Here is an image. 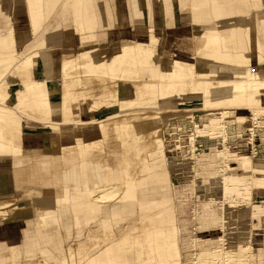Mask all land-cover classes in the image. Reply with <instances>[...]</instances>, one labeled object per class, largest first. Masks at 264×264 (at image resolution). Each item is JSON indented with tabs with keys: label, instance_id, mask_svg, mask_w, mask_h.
<instances>
[{
	"label": "bare ground",
	"instance_id": "6f19581e",
	"mask_svg": "<svg viewBox=\"0 0 264 264\" xmlns=\"http://www.w3.org/2000/svg\"><path fill=\"white\" fill-rule=\"evenodd\" d=\"M54 1L0 0V49H10L0 54V175L14 171L23 188L19 193L36 211L33 219L25 218L22 258L32 264H43L38 256L48 264H76L89 253L91 240L98 252L87 255L85 264H264L263 232L249 253L247 247L223 250L216 237L204 233L190 237L179 225L183 205L174 206L169 190L153 188L171 178L178 203L187 202L181 200L187 198L183 192L193 188L182 185L188 176L184 169H195L192 161L201 158L209 167L214 149L225 157L229 138L264 129V59L255 52L258 44L250 28L242 31L247 23L264 32V0L254 8L249 0H126V16L116 0H92L91 27L97 33L82 40L124 37L161 49L108 43L84 46L69 57L56 45L61 39L57 17L54 26L44 28L46 34L30 42L23 58H13L11 51L18 52L31 26L49 19ZM21 13L25 24L16 18ZM128 21L137 30L125 28ZM182 22L188 28L193 24L190 54L167 45L169 34L182 31ZM62 24L75 41L84 30L69 16ZM115 25L124 29L106 38ZM34 45L44 48L29 52ZM204 94L206 100L200 98ZM174 95L195 99L196 109L178 111V103L170 101ZM219 95L222 99L215 98ZM220 100L237 106L236 118L214 112ZM243 113L251 114V124L240 120ZM84 196L91 207L85 214L98 220L95 229L73 208ZM23 205L13 197L0 198V221ZM197 212L194 221L221 228L216 211ZM136 219L138 225L124 231L123 223ZM244 238L234 236L239 243ZM9 261L11 248L0 243V264Z\"/></svg>",
	"mask_w": 264,
	"mask_h": 264
},
{
	"label": "rangeland",
	"instance_id": "374dc122",
	"mask_svg": "<svg viewBox=\"0 0 264 264\" xmlns=\"http://www.w3.org/2000/svg\"><path fill=\"white\" fill-rule=\"evenodd\" d=\"M116 4L120 11H123V14L127 15V7H126V0H116ZM257 2V1H256ZM18 20L21 23L25 24V16L23 13L17 15ZM55 22H50V18L48 20H41L38 26H31L30 34L26 35V37L18 44L20 48H18V52H13L10 55L13 58L21 59L25 56L24 51L30 45V42L33 41L36 36L43 33L44 28L54 26ZM216 24V23H215ZM132 25V24H131ZM24 26V25H22ZM181 26L182 31L176 34L174 33L168 35V43L167 45L171 46L169 49L176 53H185L190 54L192 50L193 41L195 40V36L192 33L193 24L190 23V27H187V24L182 22ZM248 29L255 38V42L258 44L255 48V52H258L260 57L264 59V50H262V43L264 42V38L262 36L263 31H257L254 29L253 26L244 24L242 31L246 33ZM113 28H121L120 26L115 25ZM112 28V29H113ZM136 25H132L130 30H137ZM173 27H171L172 29ZM191 29V31H190ZM198 30L200 33L204 35H208L204 27L199 26ZM172 31V30H171ZM190 32V33H189ZM66 33L68 37H72L70 34L71 31L62 32ZM109 33V32H108ZM178 34V35H177ZM188 34V35H187ZM191 34V35H190ZM85 36H89V33ZM84 36L79 37L76 39L77 48L74 50L70 49H62L61 51L67 52L69 57H73L70 52H77L81 50V48H92L97 47L99 45H104L111 43L112 45L126 43L127 45H135L136 47L146 48L151 51H156L161 49L157 44L149 42L146 43L144 46L140 45L137 41H128L124 37H114L109 40H98V41H88L82 40ZM109 37L107 34L106 38ZM189 40V41H188ZM75 41V40H74ZM87 41V42H84ZM171 44V45H170ZM260 45V46H259ZM83 46V47H82ZM33 48V49H32ZM29 47V52L31 51H39L42 50L43 46H36ZM20 51V52H19ZM60 51V52H61ZM161 51V50H160ZM10 49H0V54H9ZM166 54H169L166 52ZM11 56V57H12ZM9 57V58H11ZM183 59L187 60L188 65L193 63L187 57L181 56ZM0 58H3V55H0ZM166 60V56L164 57ZM199 66H202V63H197ZM148 66L155 68L154 63L150 61ZM126 70V69H125ZM187 74V73H185ZM208 95L204 94L201 95L200 98L206 100ZM216 99H222V97L216 96ZM150 101L157 102L155 97H150ZM173 102H177L176 105L179 109L178 111H194L196 108L194 107L195 99L189 98L186 99L184 97H177L174 95L171 97ZM186 106V107H184ZM236 108L237 106H231L227 104L225 101L220 100L217 103V107L215 108L217 113H227L231 118H236ZM240 120L245 121L247 124L252 123L251 114L243 113L240 116ZM133 135H140L139 133H134ZM145 136H143L144 138ZM264 129H256L253 134L250 132L246 135H242L238 138H229L226 146H225V157H222L217 149H214V163L209 167H203V164L206 160L198 158L192 163L195 164V169L192 168H185L186 171V182L185 185H182L184 189H187L186 186L190 187L193 191H186L183 192L187 197L185 199L187 202L178 203L180 199L174 196L173 186H172V179L166 178L165 182L158 185L157 188L161 190H169L173 194V203L176 207L177 204L183 205L184 213L180 215V221H183V224L179 222L180 228L182 233L187 234L190 237H197L199 233H203V237L205 238H217L220 243V247L223 250L235 249L239 252L243 250L242 248L247 247L245 249V253H249L251 249L255 248L258 242L261 241L262 232L264 234ZM223 148H220L221 150ZM147 160V159H146ZM143 159V173L141 178H145L148 175L146 174V170H144V162L146 161ZM152 163V162H151ZM204 169V174H206V180L203 181L202 176ZM162 172V169L158 170ZM166 171V170H165ZM8 178V177H7ZM140 178V179H141ZM211 178H213V185L211 182ZM214 187V188H213ZM200 190H199V189ZM179 189V188H177ZM199 190V191H197ZM182 190H180L181 192ZM18 190H11V187L5 185V193L0 196V198H15L17 202L20 204H24L21 210L18 211L13 215V213L5 220L0 221V223L7 222L13 219H33L36 211L31 203V200L28 197H23L22 193H19ZM201 192H204L201 194ZM21 195V196H20ZM45 205L50 206V203L46 202ZM201 209H211L212 211H216L218 214L221 215V228L217 226L212 227L211 224L208 222L202 221H194V215H200L197 210ZM241 209H246V212L242 216L236 215L238 211ZM15 212V211H14ZM235 213V215H234ZM144 217H148L146 213H143ZM84 219V217H81ZM176 220L178 217L176 216ZM138 225V220H133L131 222H124L123 227L125 228L124 231H131ZM209 227H208V226ZM87 226V225H86ZM72 229L75 230V227L72 226ZM209 230H215L214 233L206 234L205 232ZM236 234H243L245 236V240L243 243H239L237 239H234ZM143 236V234L141 235ZM215 238V239H216ZM221 241L224 245L222 247ZM88 252L84 253L80 259H76V264H85V259L87 255L91 254L92 251L98 252V245L93 246L90 245L91 241L88 240ZM8 248L15 247L14 245H7ZM37 261L42 262L43 264H48L44 262L41 256L36 257ZM8 264H13V261H9ZM34 264V263H33ZM52 264V263H51ZM68 264H71V261L68 260Z\"/></svg>",
	"mask_w": 264,
	"mask_h": 264
},
{
	"label": "crops",
	"instance_id": "0c3cea01",
	"mask_svg": "<svg viewBox=\"0 0 264 264\" xmlns=\"http://www.w3.org/2000/svg\"><path fill=\"white\" fill-rule=\"evenodd\" d=\"M257 0H249V4L252 8H254L257 5ZM92 0H73L71 3L69 0H55L54 3L50 6V11L47 15V17L50 18V22H55L57 17H60V25H61V39L60 42L56 45H61L62 49H70L74 50L77 48V42L74 41V39L68 37L66 33L67 32L64 29V25L62 24L63 18H67L68 16L75 22L76 25L84 26V30L80 31L78 38L85 36L89 33V35H93L97 33L96 29H94L92 26L93 21V11L91 6ZM70 4V5H69ZM128 13V10L126 11ZM132 25L127 23L125 28H131ZM124 29L121 28H113L107 30L108 32L117 31ZM8 177V178H7ZM8 185L11 187V190L15 189L18 191H22L23 188H21L15 180L14 171L9 174H5L3 171L0 175V196L5 193V185ZM84 190H80L81 195L83 194ZM85 198L79 201L74 202L73 208L76 209V212L78 210H81L82 212L79 214V216L84 217L88 222V228L89 229H95L99 226L98 220L94 215L85 214L88 213L87 209L91 208L89 205V199L84 196ZM78 215V214H77ZM181 224H183V221H179ZM25 220L23 219H13L7 222L0 223V243H4L6 245H14L15 247L11 248V254L13 256V264H32L30 261L25 260L22 258V248L20 244L22 243L23 238V232L22 229L25 228ZM180 224V223H179ZM110 224H108V227ZM211 231V230H209ZM205 232L208 234V232ZM110 232V231H109ZM114 232H112L113 234ZM204 233V232H203ZM78 240V238H77ZM91 241V240H90Z\"/></svg>",
	"mask_w": 264,
	"mask_h": 264
}]
</instances>
